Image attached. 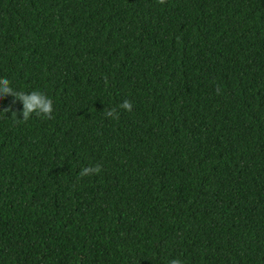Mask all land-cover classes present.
<instances>
[{
  "label": "trees",
  "instance_id": "trees-1",
  "mask_svg": "<svg viewBox=\"0 0 264 264\" xmlns=\"http://www.w3.org/2000/svg\"><path fill=\"white\" fill-rule=\"evenodd\" d=\"M0 78V264H264V0H0Z\"/></svg>",
  "mask_w": 264,
  "mask_h": 264
},
{
  "label": "clouds",
  "instance_id": "clouds-1",
  "mask_svg": "<svg viewBox=\"0 0 264 264\" xmlns=\"http://www.w3.org/2000/svg\"><path fill=\"white\" fill-rule=\"evenodd\" d=\"M158 4L163 5L166 0H156ZM220 89L217 88V93H219ZM4 96H12L14 98L13 103L16 100H20L23 103V111L21 118L23 121H27L30 116L34 113L37 116H43L46 119L53 118V107H52V100L48 98L45 94L39 91H32L31 93H25L23 91H16L11 86L10 81L7 78H0V98ZM132 103L129 100H124L120 105L119 108L123 109L124 111L131 112L132 111ZM3 111L9 112L11 111L10 108H5ZM105 115L107 117H111L113 119H118L119 116L116 112V109L108 110ZM100 165H95L91 167L83 168L79 176L82 178L84 176H90L94 174H98L101 172ZM170 264H183V261L180 259H173L170 261Z\"/></svg>",
  "mask_w": 264,
  "mask_h": 264
}]
</instances>
